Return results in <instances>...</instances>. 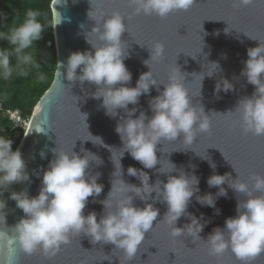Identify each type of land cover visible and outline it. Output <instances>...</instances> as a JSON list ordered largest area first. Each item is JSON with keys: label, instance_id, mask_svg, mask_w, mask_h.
Wrapping results in <instances>:
<instances>
[{"label": "clouds", "instance_id": "obj_1", "mask_svg": "<svg viewBox=\"0 0 264 264\" xmlns=\"http://www.w3.org/2000/svg\"><path fill=\"white\" fill-rule=\"evenodd\" d=\"M89 3L87 16L95 23L91 30L86 32L85 39L91 45V50L71 52L66 64L59 62V73L61 75L63 68L64 79L71 82L63 86L69 91L76 82H79L81 87L85 82L94 85L96 90L89 95L102 101L100 107L105 110L107 116L115 118L120 114L119 110H123L125 114L120 117L115 127V132L122 141V147L117 151L118 161H114V153L110 149L115 168L111 190L104 200L97 201L95 198L101 194L104 186L97 182L101 174H92L90 164L95 162L100 166L103 161L83 147L81 151L84 155H78L73 151L75 141L68 149L59 147L57 138V147L51 149L54 158L50 160L47 169L43 170L39 194L29 196L27 189L11 192L10 199L16 202L24 216L10 228L13 235L8 242H15L25 254L31 255L39 250L46 258L51 259L60 252L62 246L71 243L72 237L84 234L91 238L94 245L97 242L115 245L123 255L119 264H130L145 240V233L153 230V222L157 221L159 216V209L155 208L153 203H145L143 208L135 206L134 198L138 197L145 202L151 199L153 202L159 201L167 205V212L155 226L158 223L166 225L174 243L184 246V239L191 237L197 245L202 244L207 248L217 264H222L226 252H231L239 264H253L255 259L264 253V175L261 173H250L245 180L231 164L237 177L233 179L230 173L211 175L207 180L208 187H216L218 192L204 195H199V178L194 173L177 170L169 161V168L164 169L161 166L158 169L159 173L167 175V182L158 178L152 184L147 172L132 166L127 168V174L136 177L140 185L126 183L122 178L121 159L125 152L138 161L143 169H153L158 163L161 164L156 154L158 144L162 141L174 142L182 136L183 144L189 148L198 135L212 134V120L216 118L215 114H222L212 112L206 115L201 104H193L192 98L196 95L190 94L185 83V77L189 74L181 71L176 65V59L168 72L167 82H158L150 65L165 59V45L161 41L147 45L150 58L145 60L144 64L148 65L151 71L142 73L135 87L127 86L131 83L132 74L124 61L129 58L130 45L121 39L122 33L129 32L126 18L131 20L133 16L143 15L164 20L172 14L190 11L196 5L195 0H126V6L131 9L127 14L120 11L107 13L104 0H89ZM255 3L256 0H231V7L235 12L241 8L252 7ZM39 16L38 11L30 9L21 24L8 31H0V40L11 46L0 49V79L8 80L14 74L27 76L32 69H40L36 54L29 51L33 48L34 41L41 39L45 31ZM224 21L228 24L225 33L236 29L230 26L227 20ZM60 23L61 17L58 13L55 27ZM83 27L84 25H81V28ZM236 31L241 32L237 29ZM89 36L95 40L89 39ZM247 57L240 75L254 86L255 91L251 97L239 100L235 110L228 111L226 115L234 124L239 125L243 134L264 137V42H260L257 47L248 48ZM209 65L211 67H207L206 72L196 74L200 76L198 96L201 94L204 77H211L219 70L218 63ZM37 78L43 81L45 76L38 72ZM161 84L164 85L163 91L159 89ZM152 86H156L159 95L152 97L148 102L151 117L140 111L139 115L133 118L138 111L136 106L139 104V98L149 94ZM233 90V84L227 78L221 77L215 85L214 93L218 96L221 91L227 93ZM72 96L75 102L79 99ZM130 104L133 105L132 108H129ZM77 109L80 112L79 108ZM82 115L86 121L87 114ZM8 119L12 122L9 117ZM48 128L53 131L50 125ZM25 129H20L17 143ZM43 130L37 129L38 132ZM88 134L90 138L84 140L103 144L100 137H95L89 132ZM27 135L25 133V136ZM12 144L10 138L0 136V196L13 183L31 182L22 153L19 149L14 151ZM219 151L228 161L224 153L220 149ZM196 154L203 159H209L207 155L197 152ZM40 155L42 159L46 156L43 151ZM210 167L215 169L216 165L210 162ZM174 171H178V175H168ZM35 174L39 176L38 172ZM225 183L236 194V216L227 218L224 227L214 228L205 240L201 238L200 233L209 221L204 220L203 214L197 217L189 212L188 206L195 196L196 202L201 206L215 209L217 199L227 197V190L223 187ZM152 193L156 195L152 196ZM89 197H93V202L103 205L104 211L99 221L95 211L84 214ZM4 209L5 201L0 199V224H5ZM216 212L219 214L218 209ZM181 217H187L190 223L177 227ZM0 239H7L4 231H0ZM102 260L110 259L104 256Z\"/></svg>", "mask_w": 264, "mask_h": 264}, {"label": "water", "instance_id": "obj_2", "mask_svg": "<svg viewBox=\"0 0 264 264\" xmlns=\"http://www.w3.org/2000/svg\"><path fill=\"white\" fill-rule=\"evenodd\" d=\"M195 2L197 5L190 11L172 14L164 20L156 16L143 15L125 20L129 32L122 33L121 39L130 45L129 58L124 62L132 74L131 83L127 86L135 87L139 76L151 71L150 67L158 82H167L168 72L174 66L176 59V65L181 71L189 74L185 77V83L190 94L196 95L192 98L193 104H201L206 115L212 112L222 114H215L216 118L212 120V134L198 135L192 148H186L182 142V136L174 142L162 141L158 144L156 154L161 164L158 163L153 169H143L138 161L125 152L121 165L122 178L126 183L140 185L136 177L127 174L129 166L147 172L152 184L158 178L167 182V175L159 173L158 169L161 166L164 169L169 168L168 161L173 163L177 170L194 173L199 178V195L218 192V188H209L207 184L208 178L213 174L230 173L235 179L237 173L231 164L237 168L242 179L246 180L248 175L254 172L264 175V138L243 134L239 125L234 124L233 120L226 115L228 111L235 110L239 100L251 97L255 91L254 86L247 83L246 78L240 73L244 67V61L248 58L247 49L257 47L260 42H264V0H256L252 7L241 8L235 12L231 7V0H195ZM89 9V0L51 1L56 67L50 85L36 102L28 125L15 148L22 153L31 182L13 183L0 196V199L5 201V224H0V231H4L7 237V239H0V264H119V259H123L122 253L116 249L115 245L102 242L94 245L91 243V238L84 234L72 237L71 243L62 246L53 259L46 258L39 250L31 255L25 254L19 250L15 242H8L13 235L10 228L24 216L16 202L10 199L11 192L27 189L29 196L39 194L43 170L47 169L50 160L54 158L51 149L57 147V138L59 147L68 149L75 141L73 151L78 155H84L81 151L83 147L84 150L95 154L103 161L100 166H97L95 162L90 164L92 174L96 172L101 174L97 182L104 186L101 194L95 198L97 201L104 200L111 190L114 179L112 173L115 168L110 149L114 153V161H118L117 151L122 147V141L115 132V127L120 117L125 114L123 110H119L120 114L117 117L107 116L105 110L100 107L102 101L89 95L96 90L94 85L85 82L81 87L79 82H76L69 91L63 86V84L71 83L64 79V69L61 68V75L59 73V62L66 64L71 52L91 50V45L85 39L86 32L90 31L95 23L87 16ZM104 9L109 14L111 11H120L122 14L131 12V9L126 6V0H104ZM58 13L61 23L55 27ZM220 19L227 20L230 26L241 32L233 28L225 33L224 30L228 28V24ZM81 25L84 27L81 28ZM89 39L95 40L91 36ZM155 41L164 43L165 59L149 67L144 64V61L150 58L147 45ZM213 62L219 64V70L211 77H204L201 94L198 96L200 76L196 74L206 72L207 67H211L209 64ZM221 77L227 78L233 84L234 90L227 93L221 91L217 96L214 88ZM159 89L163 91L164 85H159ZM72 95L79 99L75 102ZM157 95L159 92L156 86L151 87L149 94L141 95L139 104L136 106L138 111L133 118L138 116L140 111L151 117L152 112L148 102ZM75 106L82 114H87L86 121ZM132 107L133 105L130 104L129 108ZM86 124L88 132L95 137H100L103 144L84 140L90 138ZM49 125L53 131L48 128ZM38 128L44 130L38 132ZM25 133L28 135L25 136ZM217 148L224 153L228 161ZM41 151L46 154L43 159L40 155ZM195 151L200 155H207L209 159L201 158ZM210 162L216 165L215 169L210 167ZM37 172L39 176L35 174ZM168 175H178V171ZM223 187L227 190V197H219L215 209L201 206L196 202L195 196L188 206L189 212L197 217L203 214L204 220L209 221L200 233L201 238L205 240L214 228L224 227L227 218L236 216V194L227 183ZM129 195L134 194L129 193ZM88 199L84 214L95 211L99 221L104 211L103 205L93 202V197ZM145 203H153V206L159 209L157 221L163 219L168 210L165 203L153 202L151 199L145 202L138 197L134 198V204L137 207L143 208ZM217 209L219 214L216 212ZM157 221L153 222V230L145 233V240L130 264H217L207 248L202 244L197 245L191 237L184 239V246L174 243L166 225L158 223L155 226ZM186 223H190V220L187 217H181L176 226L183 227ZM104 256H108L110 260H102ZM222 264H239V262L231 252H226L222 258ZM253 264H264V253L257 257Z\"/></svg>", "mask_w": 264, "mask_h": 264}, {"label": "trees", "instance_id": "obj_3", "mask_svg": "<svg viewBox=\"0 0 264 264\" xmlns=\"http://www.w3.org/2000/svg\"><path fill=\"white\" fill-rule=\"evenodd\" d=\"M52 0H0V31H8L24 21L28 10L40 13L39 21L45 26L42 38L34 41L29 51L36 54L40 63L39 70L32 69L27 76L13 75L8 80L0 79V136L12 138L17 131L7 117L8 109H17L23 117H30L34 105L50 85L56 67V48L53 30ZM11 47L6 41L0 40V49ZM13 63L15 59L13 58ZM44 74L43 81L38 80L37 73ZM4 129V130H2ZM16 144L12 149L15 151Z\"/></svg>", "mask_w": 264, "mask_h": 264}, {"label": "built area", "instance_id": "obj_4", "mask_svg": "<svg viewBox=\"0 0 264 264\" xmlns=\"http://www.w3.org/2000/svg\"><path fill=\"white\" fill-rule=\"evenodd\" d=\"M14 112H16V110H12V109L7 110L8 117L12 120L13 124L16 127H19L20 129L26 128L28 125V122H29L28 118H24V117L21 118L18 114L14 113ZM2 130H4V129H2ZM20 134H21V132L19 130L15 133V135L12 138H10L13 141L12 147H13V145L16 144V141L20 137Z\"/></svg>", "mask_w": 264, "mask_h": 264}, {"label": "rangeland", "instance_id": "obj_5", "mask_svg": "<svg viewBox=\"0 0 264 264\" xmlns=\"http://www.w3.org/2000/svg\"><path fill=\"white\" fill-rule=\"evenodd\" d=\"M14 113L18 114L21 118H23V116L17 110Z\"/></svg>", "mask_w": 264, "mask_h": 264}, {"label": "snow or ice", "instance_id": "obj_6", "mask_svg": "<svg viewBox=\"0 0 264 264\" xmlns=\"http://www.w3.org/2000/svg\"><path fill=\"white\" fill-rule=\"evenodd\" d=\"M196 5H197V4H196ZM196 5H194L193 7H195ZM126 19H127V18H126ZM261 138H264V137H261ZM57 255H58V253H57ZM57 255H56V256H57ZM53 258H54V257H53ZM53 258H52V259H53Z\"/></svg>", "mask_w": 264, "mask_h": 264}]
</instances>
